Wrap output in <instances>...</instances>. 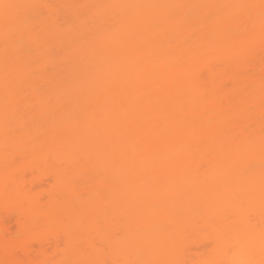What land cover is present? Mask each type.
Wrapping results in <instances>:
<instances>
[{
    "label": "bare ground",
    "instance_id": "6f19581e",
    "mask_svg": "<svg viewBox=\"0 0 264 264\" xmlns=\"http://www.w3.org/2000/svg\"><path fill=\"white\" fill-rule=\"evenodd\" d=\"M5 2L52 6L44 9L47 15H37L33 21L40 25L44 36L39 45L29 44L35 52L24 57L26 61L39 58L40 64H33L30 71L34 70V74L16 88L18 98L29 96L35 102L47 96L51 103L36 111L21 106L11 114L7 137L11 150L6 153V52L0 27V206H12L6 215L0 214V261L16 259L24 264H40L49 260L48 256L62 243H72L74 236L85 230V212L73 214L65 225L60 214L65 201H48L45 205L32 199L27 190L23 191L27 186L29 191L41 188L45 179H53L64 191L73 189L75 181L60 177L56 164L58 167L65 164L78 172H105L109 193L102 212L105 231L111 237L116 229L121 232V240L116 242L111 238L110 243L126 256H122L123 261L141 260L144 250L159 247L167 252L172 250L173 257L168 254L171 258L168 256L167 260H173L179 251L176 249L173 253V250L180 239L184 241L178 245L185 246L184 238L189 233L199 235L196 232L204 227L208 231L212 229L209 233L215 236L214 248L223 251L226 241L236 235L235 201L259 204L256 208L264 211L261 198L264 157L258 147L264 62L258 36L255 54L246 63L239 64L230 49L245 38L246 15L235 8L219 7L210 10L221 18L219 23H212L206 19L209 9L196 7L259 4L260 0ZM102 5L188 7L177 10L180 21L177 25L161 26L142 22L146 17L161 15V9L85 7ZM128 20L131 23L125 27ZM49 28L53 35H48ZM85 33L89 34L87 39L82 38ZM98 33H105L111 39H93V34ZM8 54H12L11 48ZM69 83L72 91L66 94ZM213 90L223 108L201 102L202 93ZM64 103L70 104V111L61 109L55 115ZM248 136L255 139L256 149L236 150L233 138L243 140ZM15 170L20 171L18 176L14 175ZM27 171H37V174L27 180ZM80 184L85 186L83 179ZM74 195L68 201H84ZM217 201L224 202L221 204L224 208L216 203L221 214L217 207L212 208L215 207L212 203ZM226 201L233 206L229 204V207ZM191 205L196 211H192ZM208 217L211 222L207 221ZM228 217L232 224L230 219L226 222ZM10 218L15 223L16 234H25L27 226L33 228L44 222L64 225V235L59 231L43 234L35 242L28 241L19 247L12 241ZM197 218L202 221L199 223ZM214 219L217 223L221 220L222 225L216 227ZM243 219L240 221L244 222ZM189 220H195L192 222L195 227ZM223 226L224 231L220 230ZM244 228L240 235L247 232L244 234L247 245L254 246L261 236V228L253 227L257 234L251 231L252 227ZM215 229L224 235L213 234ZM183 233L186 236L181 238ZM174 237L176 240L180 237V241L177 243ZM251 238L256 239L249 242ZM201 243L205 245L204 239ZM257 244L261 245L262 241ZM12 245H17L15 256L6 251V246Z\"/></svg>",
    "mask_w": 264,
    "mask_h": 264
},
{
    "label": "snow or ice",
    "instance_id": "6c2138e0",
    "mask_svg": "<svg viewBox=\"0 0 264 264\" xmlns=\"http://www.w3.org/2000/svg\"><path fill=\"white\" fill-rule=\"evenodd\" d=\"M46 7H52L51 5H31V4H10L5 0H0V27H2V34L5 42V75H4V120H5V151L8 153L11 149L7 143V137L9 134V123L11 120V114L19 111L21 106L31 111H36L39 107H43L51 103V100L47 96H41L35 102L29 96H20L16 91L17 85L25 82L29 76L34 74L32 69L33 64H40V59L37 58L33 61H26L25 56H31L34 54L35 49L29 47V44L39 45L42 37L44 36L43 30L39 24L34 23L36 16L47 15L44 11ZM95 8H119V9H139V8H156L163 10L159 16L146 17L142 22L150 23L153 25H168L175 26L180 21L178 19V9L188 7L185 5H102V6H85ZM204 9H209L206 19L212 23H219L221 18L217 17L211 9L219 7H231L240 10L246 15L247 28L245 38L234 49H230V54L235 58L239 64L247 62L248 58L255 54V47L257 43V36L259 42V48L261 52V59L264 62V0H260L259 4H238V5H200L196 6ZM94 19V18H90ZM131 23L128 20L125 23V27ZM59 27H63L60 25ZM258 29V31H257ZM119 31V29H117ZM52 29L49 28L48 35H53ZM89 34H83L82 38L87 39ZM93 39L101 41L111 39V37L105 33L93 34ZM9 48L12 49V54L9 55ZM72 85L69 83L66 87V94H71ZM260 115H261V130L259 138V151L264 157V75L260 79ZM200 100L203 104H215L217 108H223L222 102L216 101V92L205 91L202 93ZM65 112L70 111V104L64 103L60 105V109H57L54 113L59 115L60 110ZM232 144L236 150L241 148L245 150H255L257 143L252 136H248L241 140L239 137H234ZM264 167V166H262ZM97 195L104 199L107 196L106 192H98ZM261 198L264 201V171L261 174ZM243 202H241V207ZM231 219V217H228ZM242 236L239 234L229 238L226 241V247L223 249L225 253H233L238 249ZM113 240L119 242L121 240V232L117 231L113 235ZM261 252L264 254V227L261 228ZM6 251H11L15 256L18 254L17 245H12L7 248ZM0 264H24L23 261L16 259H5L0 261ZM40 264H186L182 260H98L88 258L86 254H82V258L71 261H55L46 260L41 261ZM201 264H254L251 260H236L231 261L217 260V261H203ZM264 264V260L261 261Z\"/></svg>",
    "mask_w": 264,
    "mask_h": 264
},
{
    "label": "rangeland",
    "instance_id": "374dc122",
    "mask_svg": "<svg viewBox=\"0 0 264 264\" xmlns=\"http://www.w3.org/2000/svg\"><path fill=\"white\" fill-rule=\"evenodd\" d=\"M54 166L56 168H58L57 171H59V172H56V173L60 177H62L64 179H72V180L75 181V186H74L73 189L69 188V189H66L64 191L63 189L59 188L58 185H56V183L53 181V179H48V180L45 179L46 182L43 183L41 188H39V187L34 188V189L31 188L32 190L29 191L28 190L29 188L27 186V189H25L23 191L25 192L27 190L30 193L29 196L32 199L34 198V200H36V201H42V203L45 204V205L47 204L48 201H65L66 205H65L63 210L61 209V213H60L61 216L65 219L63 221L65 225L68 223L67 219L69 217H71L75 213L83 214L85 212L86 215H87V219L85 221V223H86L85 230L77 233V235L74 236V240H73L72 243H70V244L62 243L60 248L56 252H54V253H52V254H50L48 256V259L49 260H55V261H58V262L59 261H71V260L80 259V258H82V254H86L87 257L91 258V259H98V260L108 259V260L123 261L122 260V256H124V257H126V256L122 255L121 251H119L115 247L111 246L110 240H111V238H113V236L111 237L105 231V220H104V218L102 216V212H103L104 202L105 201H109L108 187H107V185L105 183V177H106L105 176V172L104 171H100V170H97V171H83V172L72 171V169H68L69 167H67L65 164H62L60 167H58L57 164L54 165ZM42 168H43L44 171L45 170L48 171V169H46V167H42ZM13 173H14L15 176H18L20 174V171L19 170H15V171H13ZM34 174H37V171H34V172L27 171L26 179L29 180L31 178L30 180H32V176ZM52 174H54V173H52ZM81 179L84 180V184H85L84 187L80 184ZM102 191L107 193V196L104 199H101L97 195L98 192H102ZM26 194H28V193H26ZM74 194L75 195L76 194L79 195L84 201H68V199L70 197H73ZM227 202H229V201H226L225 203H227ZM241 202H243V206L242 207H241ZM216 203L218 205V204H220V201H219V203H218V201L215 202V203H212L213 205H215V207L212 206L213 209L214 208L216 209V207H217ZM222 203H224V202L222 201ZM235 203H236V206H235L236 207V211L235 210L234 211L236 212V214H235L236 215V219L235 218L234 219L236 220V235L237 234L240 235V233H242L241 228H244V227H246V228H244L245 230H247V228L252 227L251 231L254 233V230H253L254 226H256V228L257 227L258 228H262V225L264 226V215H263L264 211L262 209H260L261 207L256 208V207L260 206L259 204H255V205H258V206H254V204H250L251 202L248 203L246 201H235ZM263 203L264 202H262V204ZM208 204L212 205L211 202L208 203ZM221 204H220L219 207L222 206V208H224V205H221ZM229 204L231 205L232 203H229ZM229 204L227 203V205H229ZM188 205H187V207H188ZM206 205H205V207H206ZM230 205H229V207H230ZM202 206H204V205H201V207ZM209 206H207V207H209ZM225 206H226V204H225ZM232 206L233 205H231V207ZM11 207H12L11 205H1L0 206V214L1 215H3V214L6 215V213L8 212L7 210L9 208H11ZM262 207H264V206L262 205ZM47 208H48V206L45 207L44 209H47ZM184 208H185V206H184ZM212 208H211V206L209 207V209H212ZM188 209L189 208H187L186 210H188ZM190 209H191V207H190ZM228 209H230V208H228ZM194 210L196 211V209H194V207H193L192 211H194ZM214 210H213V212H215ZM261 210L263 211V213L261 212ZM189 211H191V210H189ZM217 211L218 212L220 211V214H221V210L220 209L217 210ZM226 213H227V210H226ZM193 214L194 213L192 212L191 215L193 216ZM225 214H223V215H225ZM215 215H217L216 212H215ZM240 216L242 217V219L245 218L244 222L240 221L241 220ZM219 217L220 216H218L216 218H219ZM239 217H240V220H239ZM232 218H233V216H232ZM220 219H222V218H220ZM227 219L228 218H226V220ZM200 220L202 221V219H200ZM200 220H199V223H200ZM228 220L226 222H228ZM231 220L232 219H230V222H231ZM194 221L195 220H193V221L191 220L190 222L194 223ZM207 221L211 222L209 217H208ZM10 222L12 224L11 232L13 233L12 234V237H13L12 241L15 244H18L19 247H20V245H22L23 243H26L28 241L35 242L36 238H38L39 236H41L43 234H50L51 232H58L59 231L61 233V235H64L62 233L63 229H64V225L61 226V224H59V223H44V222H40L38 225L34 226L33 228L31 226H27L26 227L27 231L25 232V234H16L17 230L15 228V223H14V221L11 218H10ZM203 222H204V220H203ZM246 222H247V224H246ZM193 223H192V225H193ZM199 223H198V226H199ZM216 223H217V221H216ZM216 223H214V225ZM209 224H211V223H209ZM231 224H232V222H231ZM233 224L235 226L234 222H233ZM241 224H243V225L240 226ZM185 225H184V227H185V229H187ZM187 225L189 227V225H191V224L188 223ZM207 225L208 224H206V226ZM216 225H218V226H216ZM216 225H215L216 227H220V225H222L221 220ZM231 226L232 225H230V227ZM193 227H195V226L193 225ZM239 228H240V230H238ZM222 229L224 231L225 230V226H223V228L221 227L220 230H222ZM244 229H243V231H244ZM187 230L185 232L186 234L188 232ZM211 230L212 229H210L209 231L211 232ZM215 230H214V232H215ZM217 230H216V232H217ZM255 230L257 231L258 229H255ZM117 231H119V230L116 229L114 231V233H116ZM198 231H199V227H198ZM209 231H208V228L205 229V227H204V228L200 229L199 232H196L199 235L190 234L189 233V235L186 236L184 233L181 234L182 235L181 238L182 237L184 238L183 235L186 236L184 238L185 239V243L187 242V244L185 246L182 245L183 243L181 244L182 246L178 245L181 242H183L184 240L180 239V237H179V238H177V240L180 239L181 241L178 240V241H180V243H178V241L175 238L176 236L174 235L175 236L174 239H175V241L178 244L174 248L175 250H173V253H175L176 249H178L179 251L177 250L178 252L175 254V257L173 258V260H182V261H185L186 264H201V262H203V261H217V260L231 261L232 259H235V257H234L235 255H236V260H251V261L254 262V264H261V261L264 260V254H262V252H261V245L257 244L259 242V240H261V236H259V237L257 236L258 237L257 239L256 238H251L249 242H253L254 239H256L258 241H255L254 246H248L247 245L248 244L247 243L248 242V238H247V236H245L247 234V232H243L245 235L244 234L240 235V236L243 237V239L241 240L240 245H239L238 249L235 252L236 254H234L233 258H232L231 257V253H226L225 254V252L221 251V249L217 250V248H214V247H216L214 245L215 236L213 235L214 236L213 237L212 234L209 233ZM223 231H222V234H223ZM234 231H235V227H234ZM189 232H190V229H189ZM214 232H212V233L215 234V235L218 234V236H220L219 233L221 234V231L219 233L218 232L214 233ZM227 232H228V230H227ZM231 232H233V231L231 230ZM257 232L260 233V231H257ZM114 233H113V235H114ZM253 233H252V235H253ZM234 234H235V232H234ZM254 234H257V233H254ZM159 238H160V240L162 239V237H159ZM145 239H143L142 242L145 241ZM201 239H202V241L204 239V244L206 246L201 243L202 242ZM221 239H223V237ZM149 240H152V239L149 238ZM155 240H158V243H159V239H155ZM155 240H154V242H156ZM150 242L151 241H149V243ZM146 243H147V241H145V244ZM217 243H220V242H217ZM222 243H224V242H222ZM138 244H141V243L139 242ZM156 246L158 247V244ZM178 246H180L182 248H180V247L177 248ZM137 247L138 248L142 247V244H141L140 247L137 245ZM137 247H136V249H138ZM145 247H144V249H147V247L146 248ZM136 249H134V251ZM127 250H129V249H127ZM141 250H143V247H142ZM144 251H145L144 254H142L143 258L142 259L140 258L141 260H148V259H151V260H167V258L169 256L168 254H170V253L172 254V250L167 252L162 247H159L158 249H153V248L152 249H147V250H144ZM127 253H128V251H127ZM124 254H126V253H124ZM131 254H133V250H132ZM131 257H133V256L131 255ZM140 257H141V255H140Z\"/></svg>",
    "mask_w": 264,
    "mask_h": 264
}]
</instances>
